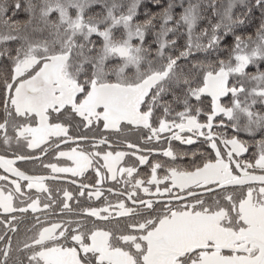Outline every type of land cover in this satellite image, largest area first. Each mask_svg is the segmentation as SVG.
<instances>
[{
	"label": "snow or ice",
	"instance_id": "6c2138e0",
	"mask_svg": "<svg viewBox=\"0 0 264 264\" xmlns=\"http://www.w3.org/2000/svg\"><path fill=\"white\" fill-rule=\"evenodd\" d=\"M0 264H264V0H0Z\"/></svg>",
	"mask_w": 264,
	"mask_h": 264
},
{
	"label": "flooded vegetation",
	"instance_id": "af4514ba",
	"mask_svg": "<svg viewBox=\"0 0 264 264\" xmlns=\"http://www.w3.org/2000/svg\"><path fill=\"white\" fill-rule=\"evenodd\" d=\"M241 136L243 139H246V135L241 134ZM128 138L130 141H133V142L139 141V136L136 134L130 135ZM173 145L176 148H183L184 150H190L193 147L194 148H200L201 147L199 144H197L195 146H183V145H180L178 142H173ZM142 147H143V145H142ZM165 147H166V145H165ZM117 150L127 151V149L123 146L117 148ZM252 151H256V149L253 148ZM49 159L53 163L56 162V160L52 159L51 157ZM45 162H48V161H45ZM18 166H20L22 169L29 170L30 174H45V175L49 174L48 172H45L42 168H36L33 172V165L32 164H19ZM140 171H141V173H144L147 171V169L141 168ZM62 176H63V179H61L59 181H51V180L48 181L49 187L54 190V194H55L56 189H67L68 191H71L74 196H78L80 184H82V183L83 184L94 183V180H95L94 173L91 170H89V172L86 174V177H73V176H71V174H62ZM73 180H75L76 183H72ZM108 187H112L111 182H108L104 185L105 189H107ZM62 195H63V193L60 192L59 196L62 197ZM108 195L109 194L105 191V196H108ZM109 198L113 199V200L115 199V197H111V196ZM69 203L75 207V201H70ZM81 204L85 207H87L89 205L93 206V207L101 206L99 201H96L95 199L87 200L86 197L81 198Z\"/></svg>",
	"mask_w": 264,
	"mask_h": 264
},
{
	"label": "trees",
	"instance_id": "16d2710c",
	"mask_svg": "<svg viewBox=\"0 0 264 264\" xmlns=\"http://www.w3.org/2000/svg\"><path fill=\"white\" fill-rule=\"evenodd\" d=\"M250 71H251V69H250ZM259 138V135H257V139ZM246 139H248V137L246 136Z\"/></svg>",
	"mask_w": 264,
	"mask_h": 264
},
{
	"label": "rangeland",
	"instance_id": "374dc122",
	"mask_svg": "<svg viewBox=\"0 0 264 264\" xmlns=\"http://www.w3.org/2000/svg\"><path fill=\"white\" fill-rule=\"evenodd\" d=\"M259 139V138H258Z\"/></svg>",
	"mask_w": 264,
	"mask_h": 264
}]
</instances>
